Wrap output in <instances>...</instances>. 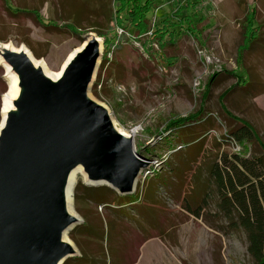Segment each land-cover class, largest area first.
<instances>
[{
  "label": "rangeland",
  "instance_id": "rangeland-1",
  "mask_svg": "<svg viewBox=\"0 0 264 264\" xmlns=\"http://www.w3.org/2000/svg\"><path fill=\"white\" fill-rule=\"evenodd\" d=\"M123 1L11 0L14 8L38 10L40 21L56 23L44 26L33 14L10 12L0 0V43L25 47L52 71H59L86 36L95 34L102 59L93 84L100 79V85L98 95L93 85L90 95L109 109L117 128L138 130L134 146L149 162L133 193L138 202L131 206L133 217L140 220L136 230L140 238L165 236L176 256L177 250L182 252L183 258H178L184 264H255L238 214L235 211L230 218L233 209L221 207L220 187L211 172L219 163L227 183L226 170L236 176L233 167L239 155L258 163L264 174V0H157L149 14L150 31L142 36L134 35L128 20L123 22L130 28L126 34L111 20L114 7ZM167 17L173 19L164 22ZM185 19L189 22L184 24ZM75 20L89 32L78 35L65 27ZM173 23L175 36L170 32ZM250 23L258 39L242 55ZM186 26L195 28L199 38ZM106 57L109 62L99 78ZM7 74L0 59V123L10 86ZM223 107L236 118L227 116ZM200 111L206 121L193 126V134L168 131L171 120ZM237 119L250 124L258 144L245 146L228 138ZM199 135L202 144L190 141ZM103 186L107 185L91 184L83 169L77 170L72 202L82 220L68 235L76 245L71 233L80 235L85 221L116 217L105 214L89 195V189Z\"/></svg>",
  "mask_w": 264,
  "mask_h": 264
},
{
  "label": "water",
  "instance_id": "water-1",
  "mask_svg": "<svg viewBox=\"0 0 264 264\" xmlns=\"http://www.w3.org/2000/svg\"><path fill=\"white\" fill-rule=\"evenodd\" d=\"M1 54L21 91L0 128V264H63L79 253L68 236L82 220L68 208L75 170L125 196L149 162L90 95L102 59L95 34L56 81L25 51Z\"/></svg>",
  "mask_w": 264,
  "mask_h": 264
},
{
  "label": "trees",
  "instance_id": "trees-1",
  "mask_svg": "<svg viewBox=\"0 0 264 264\" xmlns=\"http://www.w3.org/2000/svg\"><path fill=\"white\" fill-rule=\"evenodd\" d=\"M117 0H114L116 2ZM6 3V8L14 13H22L25 12L26 14H33L36 16L38 22H40L44 26H54L56 25L55 22L52 20L47 21H40L38 17V10H25V9H19L14 8L11 0H4ZM191 2V1H188ZM157 5V0H125L122 4H120L117 7H114V14H112V21H115L116 25L122 26L121 29L124 30V33L126 34V31L130 28L133 29L134 35L139 34L140 36L146 35L150 31V24H149V14L151 12V9H155ZM173 17V16H172ZM172 17H167L164 22H169V19H173ZM123 19V21L121 20ZM190 19V18H187ZM185 19L184 24L188 23ZM124 20H128L130 22L131 27L129 28L127 25H125L123 22ZM251 23L254 22L253 17L250 18ZM249 21V22H250ZM45 22V23H44ZM178 23H182L177 22ZM249 24V29H247L246 33V39L245 44L241 46L242 50L240 53L243 55V52L250 47L252 42L257 38L258 35H253V27L252 24ZM176 23L172 24V28L170 29V32H174L175 36V25ZM182 24V25H184ZM65 27L68 28L70 31H72L75 34L81 35L84 32V27L77 24V20H75V23H67L65 24ZM128 27V28H127ZM161 25L158 28H155L153 31V36L159 33V29ZM189 27L186 26V29L196 38H199V35L197 34V31H195V28L188 29ZM169 31V29L165 26V28ZM167 32V31H165ZM108 33H101V36L106 37ZM136 37V36H135ZM139 38V37H138ZM137 39V37H136ZM256 39V40H257ZM240 54V57H241ZM109 62V59L106 57L102 61V65L100 68L99 78L100 75ZM98 79L93 84V91L96 95H98V86L100 85ZM223 112L229 116L236 118L230 111H228L226 108L223 107ZM202 111L193 113L189 117H181L177 119H173L169 123V129L168 131H171L173 129L176 130H188L190 134H193L195 131V125L201 126L205 121L206 117L202 115ZM238 120V119H237ZM239 122V123H238ZM238 126L235 128H231L228 138L230 140H234L237 144L240 145H248L249 143H259V138L257 137L256 132L253 130V128L250 126L249 123L238 120L237 121ZM195 135V134H194ZM203 136H197L193 140H190L192 143H198L202 144ZM169 139V138H168ZM201 139V140H199ZM183 141V140H182ZM190 142V143H191ZM189 143V142H188ZM182 144V143H181ZM263 145V144H262ZM180 147L179 149H181ZM178 149V150H179ZM177 151V150H175ZM264 153V149H263ZM235 158H237V161L235 162V165L233 167L236 176L231 174V171L226 170L228 174V182L226 183V179L222 177V169H219V163L215 164L214 169H212V174L215 175V181L218 182V186L220 187V193H221V207L224 210H230L233 209V213L229 212V217L232 218V214L236 211L238 214V224L239 226L244 230V232L247 235L248 239V252L252 259L254 260L255 264H264V174L260 171L258 163L253 162L252 160L243 158L239 155H236ZM154 174L157 175L158 171L153 170ZM217 176V178H216ZM238 181L239 184L236 183ZM223 188L226 189V191H223ZM90 197L95 202H97L100 206L102 205L105 209V214L115 215L117 219H122L121 217H128L129 219H135L133 218V209L127 210V208H131L132 205L136 204L138 202V196L137 195H125L121 196L118 195L112 190L111 188L107 186L98 187V188H92L89 189ZM235 206V207H234ZM235 208V209H234ZM232 211V210H231ZM196 215H199L198 212L195 213ZM90 221H85L83 226L79 228L80 235H76L75 233H71V237L74 239V241L77 243L79 247L82 249L83 258L86 256V252L84 251V246H88L90 244H95L98 247H101L100 250H91L89 252L90 256H93L92 259H94L97 264H107L109 255L111 257H114V253L112 252L111 248H108V254L106 249L104 248L105 243V236H106V230L104 226L103 219L101 217H98L96 219L91 218ZM154 221V220H153ZM109 223L108 228L109 230L112 228V225H110V222H117L116 220H113L109 218L107 221ZM138 225L140 226V220H137ZM78 230V229H77ZM81 235H84L83 238ZM107 241L110 242V236L107 235ZM99 249V248H98Z\"/></svg>",
  "mask_w": 264,
  "mask_h": 264
},
{
  "label": "crops",
  "instance_id": "crops-1",
  "mask_svg": "<svg viewBox=\"0 0 264 264\" xmlns=\"http://www.w3.org/2000/svg\"><path fill=\"white\" fill-rule=\"evenodd\" d=\"M187 209L190 210L189 207ZM127 210L132 211L131 208H127ZM196 212L194 211L193 213L195 214ZM121 218H111L117 222H110V225H112L110 230L108 228L109 223L107 221L104 222L106 230L104 248L107 254L109 247L114 253V257L109 255L107 264H184L178 258H183L182 252L177 250L178 256H176L175 250H171L164 241L165 236L152 235L142 240L136 231L138 227H141L137 223L138 217H133L135 219L132 220L128 217ZM107 235L110 236V242L106 239ZM83 236L81 235L82 238ZM77 247L79 253L67 258L63 264H97L89 252L93 249L100 250L101 247L95 244L84 246L83 248L86 252L84 258L81 247Z\"/></svg>",
  "mask_w": 264,
  "mask_h": 264
},
{
  "label": "bare ground",
  "instance_id": "bare-ground-1",
  "mask_svg": "<svg viewBox=\"0 0 264 264\" xmlns=\"http://www.w3.org/2000/svg\"><path fill=\"white\" fill-rule=\"evenodd\" d=\"M4 47H8V48H10L12 50H16V51H25L37 67L42 68L47 76H49L51 79L56 81V80L61 78V76L63 75L64 69L67 66L68 62L74 57L75 53L81 49L82 44L78 48H76L74 51H72L70 53V55L67 57V59L65 60V62L63 63V65H62L61 69H59V71H52L46 65L44 60L42 61L39 58H36L33 55V53L31 51H29L27 48L22 47V46L21 47H14V46H12L9 43H4V42L0 43V59H1L2 62H4L5 66H6V70H7L8 74H9V78H10L9 90L5 93L4 99H3V107H2V115H3V117H2V121L0 123V128H2L4 126L8 112L15 107L14 106V101L18 98V96L20 94V91H21L20 86H19L18 75L12 70L11 66L9 64H7L4 61L3 57H2L1 51H2V49ZM118 130L122 134H124L125 136L131 137V138H134L135 134L138 132L137 129L128 130L127 128H124V127L118 128ZM79 169H81V168H79ZM79 169L75 170V172H74L75 174L73 175L74 176L73 178H75L77 170H79ZM72 200H73L72 191H69V194H68V208H69L70 212H72L73 214L77 215V213L73 209Z\"/></svg>",
  "mask_w": 264,
  "mask_h": 264
},
{
  "label": "built area",
  "instance_id": "built-area-1",
  "mask_svg": "<svg viewBox=\"0 0 264 264\" xmlns=\"http://www.w3.org/2000/svg\"><path fill=\"white\" fill-rule=\"evenodd\" d=\"M121 30V33H124V30L123 29H120Z\"/></svg>",
  "mask_w": 264,
  "mask_h": 264
}]
</instances>
